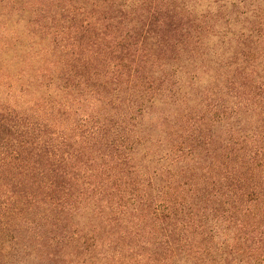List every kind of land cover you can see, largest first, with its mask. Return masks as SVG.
I'll return each instance as SVG.
<instances>
[{
	"label": "trees",
	"instance_id": "1",
	"mask_svg": "<svg viewBox=\"0 0 264 264\" xmlns=\"http://www.w3.org/2000/svg\"><path fill=\"white\" fill-rule=\"evenodd\" d=\"M264 264V0H0V264Z\"/></svg>",
	"mask_w": 264,
	"mask_h": 264
},
{
	"label": "rangeland",
	"instance_id": "2",
	"mask_svg": "<svg viewBox=\"0 0 264 264\" xmlns=\"http://www.w3.org/2000/svg\"><path fill=\"white\" fill-rule=\"evenodd\" d=\"M9 258V264H39L35 258L24 256L19 252H14Z\"/></svg>",
	"mask_w": 264,
	"mask_h": 264
}]
</instances>
